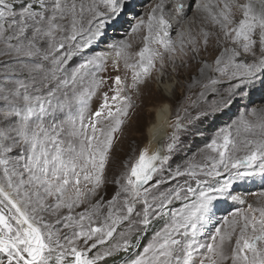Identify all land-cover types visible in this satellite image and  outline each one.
<instances>
[{"label":"snow or ice","instance_id":"6c2138e0","mask_svg":"<svg viewBox=\"0 0 264 264\" xmlns=\"http://www.w3.org/2000/svg\"><path fill=\"white\" fill-rule=\"evenodd\" d=\"M134 8L135 0H0V264H107L157 220L163 226L124 264H264V192L247 203L235 191L264 176V108L222 129L206 145L214 155L169 163L181 133L200 135L203 118L264 90V0H158L110 43L109 30L119 33ZM101 43L110 51H96ZM109 60L117 74L106 77ZM193 64L199 79L189 91L198 86L203 98L226 82L224 94L207 108L193 102L194 115L163 104L149 143L109 178L116 134L142 88L154 73L162 83L169 68ZM105 85L113 95L102 92L91 111ZM166 129L167 143L152 151ZM228 201L246 206L214 225Z\"/></svg>","mask_w":264,"mask_h":264},{"label":"rangeland","instance_id":"374dc122","mask_svg":"<svg viewBox=\"0 0 264 264\" xmlns=\"http://www.w3.org/2000/svg\"><path fill=\"white\" fill-rule=\"evenodd\" d=\"M139 5H142V3H138L135 1L134 12L130 11L123 18V27H121L119 33H115L111 29L109 30L108 36L110 38V43L127 38L125 36V29L129 27L127 21H132L134 23L135 14H139L146 19L145 15L149 12L150 9L145 10L143 13V10L137 7ZM189 16L192 19L193 13H189ZM133 46L134 50H138L139 47L143 46L139 37L134 38ZM95 50L110 51V49H108L107 45L104 43L97 45ZM108 68L109 71L106 73H102V75L107 77L115 76L117 74L111 69V60H109L108 62ZM120 74H124V70L122 67ZM130 75L131 73L129 72V79ZM196 75V70L179 71V73L176 74L172 73L171 69L169 68L162 78V83H165L167 81H169L170 83L174 82L172 91L168 93L162 86H159L160 81L158 80V74H153V78L151 79V81L142 88V95L141 98L137 100V107L132 113L131 121L125 126L123 133L116 134V139L114 141L112 154L107 168V174L109 178L123 171L125 162L129 161L130 158L132 159V161H134V158L138 155L140 148L149 143L147 128L149 127V124H151L154 120L156 108L162 106L163 104H169L174 112L175 109L186 107L188 108V111L194 115L197 109L193 105V102H195V104L199 105L200 107L207 108L213 103V101L216 100V98L206 99L207 91H205L204 97L200 98L199 93L200 91H202V89L198 86L193 87L191 91H189L188 86L192 82L190 78ZM196 78H198V75L196 76ZM108 83L112 84V81L109 80ZM105 91L109 92V96L113 95V93L109 91L108 86L105 85L100 90V92H98L97 95L91 100V111H95L99 107L102 102L101 93ZM219 91L222 93V95L224 94V91ZM257 93H261L262 98H257L258 101L255 97ZM216 94V96L218 97V91ZM253 97H255L254 100ZM250 108H264V90H256L250 95V97H247L243 100L238 99L230 107L222 108L220 111L213 113L209 117L203 118L200 122H198V127L201 129L200 135L193 137L188 134L181 133L180 149L178 153L173 155L169 163L173 167H175L177 165L185 164L193 157H195L196 162H199L209 155H214V153H211L210 150L206 148V145L208 143H211L213 139H216L220 135L222 129L228 128L230 125L234 126V122L239 119L240 113H246ZM173 112L169 113L170 118H172ZM180 114L184 115L183 111H181ZM166 143L167 137L163 139V144ZM157 148L158 144H151L152 151H155ZM240 155H243V153H240ZM217 179L222 178L218 177ZM108 191L109 194H111L114 191V186H110ZM235 191L237 194L241 195L247 203L256 202L257 197L253 194L264 192V176H261L257 173L252 177H248L238 181L235 185ZM245 206L246 205H241L233 201L221 203L216 213V217L213 220V224L215 225L217 221L222 220L225 216H229L230 213L236 211L237 207ZM163 223V220H157L154 221L153 224L150 225L147 229L141 228L136 233V236H134L136 247L134 249H130L127 253H121L115 261L111 259L108 260L107 263L119 264V262H123L122 264H124V261H126L127 259L134 258L135 255L141 252L143 250V247H145L150 242L154 232L161 228L163 226ZM147 230L149 231L148 236L143 238Z\"/></svg>","mask_w":264,"mask_h":264},{"label":"bare ground","instance_id":"6f19581e","mask_svg":"<svg viewBox=\"0 0 264 264\" xmlns=\"http://www.w3.org/2000/svg\"><path fill=\"white\" fill-rule=\"evenodd\" d=\"M136 2H138V3H142V5H139V6H137L138 8H140V9H142L143 11V13H144V11L145 10H149L155 3H157L158 2V0H135ZM167 10V9H166ZM194 9H193V13H194ZM147 13V12H146ZM145 17H146V15H145ZM188 19H191L190 18V16H188ZM123 27V26H122ZM199 27H200V24H199V21H197L195 24H193V30L194 31H198V29H199ZM180 29L179 28H174L172 31H171V36H172V38L173 39H175L176 38V33L179 31ZM216 51H217V49H215L214 48V46L212 45V44H210V52H211V54L209 55L208 53H204L203 55H207L208 56V58L209 59H211L215 54H216ZM190 63H192L191 61H190ZM190 70H196V66H195V64H193V67L192 68H190V69H183V70H180V71H190ZM195 73V72H194ZM198 75V74H197ZM196 75V76H197ZM197 79H199V76H198V78ZM159 86H162L164 89H165V91L166 92H171L172 91V89H173V87H174V82H169V81H167V82H165V83H159ZM226 86H227V84H226V82L225 83H222V84H219V85H217L216 86V88L218 89L217 91H218V97L216 96L217 94H214V93H212V92H207L206 94H207V98L206 99H210V98H216V100H219L220 99V96H222V93L219 91V90H221L222 92L224 91V89L226 88ZM260 92V91H259ZM256 100H257V98L258 99H262L261 98V93H257L256 94ZM255 97H253V100H254V98ZM258 101V100H257ZM161 107V106H160ZM160 107H158V108H156V110H155V116H154V120H153V122L151 123V124H149V127L147 128V135H148V139L150 140L151 139V137H150V129L152 128V126L153 125H155L156 123H158V120H159V115H160V113H159V109H160ZM170 116V115H169ZM167 135H168V130L166 129L165 130V132L160 136V138L158 139V140H153L152 141V143L151 144H159V142H161L162 141V139H164V138H166L167 137ZM149 142V141H148Z\"/></svg>","mask_w":264,"mask_h":264},{"label":"trees","instance_id":"16d2710c","mask_svg":"<svg viewBox=\"0 0 264 264\" xmlns=\"http://www.w3.org/2000/svg\"><path fill=\"white\" fill-rule=\"evenodd\" d=\"M148 232H149L148 230L145 232L143 238L146 237V236H148ZM142 242H143V239H142ZM102 264H103V262H102ZM107 264H109V263H107Z\"/></svg>","mask_w":264,"mask_h":264},{"label":"water","instance_id":"95a60500","mask_svg":"<svg viewBox=\"0 0 264 264\" xmlns=\"http://www.w3.org/2000/svg\"><path fill=\"white\" fill-rule=\"evenodd\" d=\"M162 145H163V139H162L161 142H159V144H158V148H160Z\"/></svg>","mask_w":264,"mask_h":264},{"label":"built area","instance_id":"2783aa9c","mask_svg":"<svg viewBox=\"0 0 264 264\" xmlns=\"http://www.w3.org/2000/svg\"><path fill=\"white\" fill-rule=\"evenodd\" d=\"M123 262H119V264H122ZM115 264H117V263H115Z\"/></svg>","mask_w":264,"mask_h":264}]
</instances>
